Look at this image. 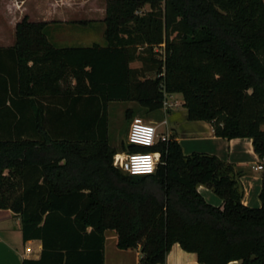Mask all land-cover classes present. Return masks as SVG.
Wrapping results in <instances>:
<instances>
[{
  "label": "trees",
  "instance_id": "trees-1",
  "mask_svg": "<svg viewBox=\"0 0 264 264\" xmlns=\"http://www.w3.org/2000/svg\"><path fill=\"white\" fill-rule=\"evenodd\" d=\"M145 4L151 10L138 16ZM104 22L105 47L58 48L48 23L27 15L6 49L12 114L0 134V208L20 217L25 241L44 246L23 264H105L108 230L120 249L140 247L141 264H164L176 243L200 264H264V174L261 206L251 207L242 201L244 171L217 155L184 154L175 137L127 142V151L161 155L155 173L132 175L114 165L108 138L111 101L137 102L150 115L181 93L189 120L211 122L230 140L252 138L264 159V0H166L165 12L161 0H107ZM142 43H165L155 78L130 66ZM70 75L74 89L61 85ZM61 93L73 107L51 117L53 102L39 95ZM56 120L63 130H52Z\"/></svg>",
  "mask_w": 264,
  "mask_h": 264
},
{
  "label": "crops",
  "instance_id": "crops-1",
  "mask_svg": "<svg viewBox=\"0 0 264 264\" xmlns=\"http://www.w3.org/2000/svg\"><path fill=\"white\" fill-rule=\"evenodd\" d=\"M107 0H0V105L11 107L12 87L8 74L10 65L9 51L6 49L16 43V25L23 17L29 16L31 21L47 22L49 40L58 48L88 47L99 45L105 47L104 22L106 17ZM29 65H32L30 62ZM130 66L138 68L137 65ZM7 76V84L4 78ZM76 80L73 76L61 81V85L74 89ZM7 85V86H6ZM8 94H6V87ZM39 101L53 102L49 116H56L72 109V96L66 94L39 95ZM166 105L161 110L151 113L149 118L160 132L175 137L182 145L184 154L203 152L219 156L224 161L237 165L244 173L240 182L244 188L243 203L247 206L260 207L259 198L262 190V176L264 174V159L254 151L252 138L235 137L227 139L215 135L211 122L205 120L192 121L187 118L183 96L179 94L165 95ZM1 107V106H0ZM81 107V106H80ZM11 119V108L7 112L6 105L0 110V134L7 135L8 123ZM109 119V118H108ZM58 121V120H56ZM166 125L162 129V125ZM62 122L54 124L53 131H61ZM51 128V127H50ZM12 130V129H11ZM12 131H10L11 133ZM262 165V169H257ZM205 198L214 205L222 203L219 196H215L212 189L200 185L198 188ZM114 230L106 232L105 264H141L142 253L140 247L120 249L117 246L118 235ZM114 238L111 248L108 235ZM44 246L41 239L24 240L21 229V219L9 208H0V264H23L24 259H40ZM164 264H200L196 253L186 251L179 243L172 246L166 256ZM229 264H240L239 260Z\"/></svg>",
  "mask_w": 264,
  "mask_h": 264
},
{
  "label": "rangeland",
  "instance_id": "rangeland-1",
  "mask_svg": "<svg viewBox=\"0 0 264 264\" xmlns=\"http://www.w3.org/2000/svg\"><path fill=\"white\" fill-rule=\"evenodd\" d=\"M165 1L161 0L162 9L165 12ZM151 10L149 4H145L139 7L135 13L138 16L145 15L149 13ZM164 39L168 37L167 32L163 33ZM176 34L170 36V39H175ZM106 42V40H104ZM165 43L152 44V43H142L141 45L136 47L134 51V56H136L135 60L131 63L132 65L138 66V71L141 78H155L160 70L162 69V62L165 53ZM71 76V75H70ZM70 78V77H69ZM133 109L134 115L129 117L127 115V110ZM149 114L147 113L145 108H142L137 102L134 101H111L108 106V120H109V129H108V138H109V146L110 149L115 150L114 153V162L120 168V161L127 154L126 145L128 142V131L130 128V124L134 117H139L145 119L149 122L152 119L149 118ZM166 125H162V129H165ZM161 135L164 132H160ZM165 134V133H164ZM119 157V159H117ZM206 187V186H205ZM217 197L218 195L215 194ZM115 233V232H114ZM116 234V233H115ZM114 238L112 237V233L108 235V244L111 248L112 242Z\"/></svg>",
  "mask_w": 264,
  "mask_h": 264
},
{
  "label": "built area",
  "instance_id": "built-area-1",
  "mask_svg": "<svg viewBox=\"0 0 264 264\" xmlns=\"http://www.w3.org/2000/svg\"><path fill=\"white\" fill-rule=\"evenodd\" d=\"M166 101L164 102V104L166 105ZM152 129V134H151V143L148 145L142 144L139 141L144 139V136L142 134V129ZM128 143L130 144H134L138 147H153L154 145H156L158 142H162V141H167L168 139H170V136L168 134H164L162 133L161 135L158 132V127L153 124L152 122H149L145 119L139 118V117H134L132 119V122L130 124V128L128 131ZM159 154V159H157L156 154ZM143 156H150L151 157V161H152V166H153V171L151 172H140V173H135L133 170V158L134 157H143ZM161 163V155L159 152L156 151H152L150 149L148 150H144V152L142 151H135V152H130L127 151L126 156L123 158V160L120 161V169L124 172V173H129L132 175H145V174H153L155 173L157 166ZM114 165L116 167H118L115 162ZM119 168V167H118ZM257 169H262L263 166L262 165H257L256 166Z\"/></svg>",
  "mask_w": 264,
  "mask_h": 264
},
{
  "label": "clouds",
  "instance_id": "clouds-1",
  "mask_svg": "<svg viewBox=\"0 0 264 264\" xmlns=\"http://www.w3.org/2000/svg\"><path fill=\"white\" fill-rule=\"evenodd\" d=\"M142 134L144 136V139L139 141L142 144L148 145L150 144L151 141V134H152V129H142ZM157 159H159V154H156ZM119 159V157H117ZM133 170L135 173H140V172H151L153 171V166H152V161L150 156H143V157H134L133 158Z\"/></svg>",
  "mask_w": 264,
  "mask_h": 264
},
{
  "label": "water",
  "instance_id": "water-1",
  "mask_svg": "<svg viewBox=\"0 0 264 264\" xmlns=\"http://www.w3.org/2000/svg\"><path fill=\"white\" fill-rule=\"evenodd\" d=\"M255 256H253L252 258H254Z\"/></svg>",
  "mask_w": 264,
  "mask_h": 264
}]
</instances>
